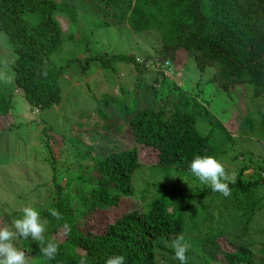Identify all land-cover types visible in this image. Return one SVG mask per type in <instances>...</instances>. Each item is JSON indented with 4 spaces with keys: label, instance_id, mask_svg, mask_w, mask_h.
Wrapping results in <instances>:
<instances>
[{
    "label": "trees",
    "instance_id": "1",
    "mask_svg": "<svg viewBox=\"0 0 264 264\" xmlns=\"http://www.w3.org/2000/svg\"><path fill=\"white\" fill-rule=\"evenodd\" d=\"M95 2L96 15L108 26L125 24L135 34L156 32L151 36L159 45L158 60L140 62L133 54H114L112 58L95 55L86 59L82 72H88L96 63L109 69L116 62H129L138 85L144 84L156 95L164 86L169 96L177 94L179 87L175 82L170 84L173 81L166 74V64L174 67L179 56L185 55L195 59L201 73L210 67L215 69L212 81L221 93L234 86H251L256 96H264V0ZM57 9V0H0V31L8 36L16 55L15 90L24 93L33 112L50 110L62 102L59 83L70 63L59 66L54 60L65 39L56 18ZM148 71L156 75L152 84L145 77ZM15 90L0 89V120L9 119L15 109ZM119 91L123 96V87ZM103 98L106 102L112 99L108 95ZM141 102L138 109L126 112L132 114L121 116L106 145L96 150L87 146L88 153L75 150L70 161L66 158L74 177L64 185L58 182L57 162H52L53 181L40 201L44 205L40 214L47 221L46 231L40 242L26 240L27 249L37 250V264H105L114 255H123L125 264H157L159 256L167 264H180L174 247H168L167 242L183 237L182 242L187 245L186 235L200 240L193 247L205 260L214 262L223 255L227 264H254L256 252L250 243L249 229L260 200L254 204L249 201L264 185V178L244 181L242 169L237 181L229 182L227 197L212 191L210 186L194 191L179 182L168 183L164 188L160 184L154 186L147 208L135 201L134 180L146 162L166 173H189V163L197 155L218 159L232 152L228 143L220 151L209 136L201 135L196 128L195 110H187L179 101L164 102L160 108ZM127 127V135L118 131ZM113 138L122 142L112 145ZM228 141L233 144V139ZM142 154L145 161H140ZM91 156L93 162L89 165ZM231 158L236 160L235 155ZM152 194L150 191L149 197ZM119 210L121 213L117 214ZM53 211L58 216L51 215ZM21 215L22 212H15L11 216L14 220ZM49 240L58 245L53 260L40 254V247ZM260 243L264 246L263 240ZM192 253L187 246L185 264H194Z\"/></svg>",
    "mask_w": 264,
    "mask_h": 264
},
{
    "label": "rangeland",
    "instance_id": "2",
    "mask_svg": "<svg viewBox=\"0 0 264 264\" xmlns=\"http://www.w3.org/2000/svg\"><path fill=\"white\" fill-rule=\"evenodd\" d=\"M57 1L56 18L65 39L55 52L54 60L59 66L70 63L59 83L62 90L59 106L43 112L30 110L24 93L15 90L13 64L16 55L8 36L0 31V89L15 90V109L9 119L0 120V226L10 225L13 221L11 215L15 212L20 214L26 205L40 211L44 207L40 204L41 196L53 181L52 162H57L58 182L64 185L74 177L68 170L67 161L72 159L75 150L88 153L85 150L87 146L96 150L106 145L107 137L116 132L121 116L132 114L126 112L138 109L142 100L155 104L157 108L164 102L172 104L179 101L187 110H195L196 128L200 134L209 136L210 142L220 147V151L227 143V147L232 149L230 156L218 158L229 177L235 173L237 181L243 169L244 181L264 178V96H256L251 86H234L229 92L221 93L212 81L215 69L210 67L201 73L195 59L185 55L177 59L173 67L175 74L171 77L173 83H170L178 84L180 91L177 89V94L169 96V90L164 86H160L156 95L145 89L144 84L138 85L137 74L129 62H116L109 69L96 63L84 73L81 70L87 64L86 59L95 55L112 58L114 54H133L140 62L148 58L156 60L159 45L151 36L156 32L135 34L125 24L108 26L96 15L98 6L95 0ZM145 77L152 84L156 75L148 71ZM121 87L123 96L119 91ZM102 95L112 99L106 102ZM124 107L128 108L125 112L122 111ZM118 131L127 135L129 129L120 128ZM229 139H233V144ZM121 142L113 138V144H110ZM232 155L236 160H232ZM142 160L145 161L144 154L140 158ZM92 162L91 156L87 163L91 165ZM147 164L138 170L134 180L135 201L145 208L152 201L154 186L158 184L164 188L168 183L181 182L194 191L208 187L190 173L178 170L166 173ZM150 191H153L151 197L148 195ZM258 200L260 203L252 213L249 229L250 243L256 252L254 264H262L264 259V246L260 243L264 241V185L258 187L249 203L254 204ZM184 237L193 251L194 264H227L223 255H218L214 262L205 260L193 247L200 240L195 235ZM21 244L26 246V240ZM167 244L168 247L173 246V243ZM23 250L28 258L33 259L30 264L38 263L36 249L25 247ZM157 264L167 263L159 256Z\"/></svg>",
    "mask_w": 264,
    "mask_h": 264
},
{
    "label": "clouds",
    "instance_id": "3",
    "mask_svg": "<svg viewBox=\"0 0 264 264\" xmlns=\"http://www.w3.org/2000/svg\"><path fill=\"white\" fill-rule=\"evenodd\" d=\"M166 65L169 66L166 74L171 78L175 74L174 68L168 63ZM152 69L158 72L154 67ZM177 86L180 88L178 84ZM188 171L201 184L210 186L212 191L219 192L225 197L230 195L228 184L235 181V173L229 177L224 165L215 156H195L189 163ZM21 212L22 215L11 221L10 225L0 226V264H30L33 259L26 256L23 248L27 246L22 245L21 241L29 238L35 242L42 241L47 221L41 217L40 211L34 206L26 205ZM51 215L58 216V213L53 211ZM65 228L67 229L68 226L65 225ZM182 241L183 237H177L173 247L175 258L180 261V264H185L187 245ZM57 253L58 245L54 241L49 240L45 246L40 247V254L47 260L55 259ZM81 264H84V261H81ZM105 264H125V257L123 255L111 256Z\"/></svg>",
    "mask_w": 264,
    "mask_h": 264
}]
</instances>
